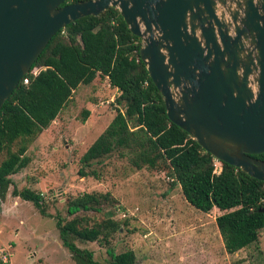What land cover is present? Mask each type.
Returning a JSON list of instances; mask_svg holds the SVG:
<instances>
[{"label":"trees","instance_id":"1","mask_svg":"<svg viewBox=\"0 0 264 264\" xmlns=\"http://www.w3.org/2000/svg\"><path fill=\"white\" fill-rule=\"evenodd\" d=\"M139 46L140 38L130 33L114 7L75 19L52 35L22 76L27 83L21 77L0 107V200L11 184L9 176L28 164V146L67 105L73 91L104 79L117 91L115 113L80 155L76 174L97 178L96 166L113 154L127 158L136 170H165L192 207L204 213L213 207L222 211L214 223L226 253L255 243L264 228L258 211L264 207V180L220 161V171L213 173L214 158L167 118L162 97L140 60ZM81 114L84 121L89 111ZM253 157L264 161V152ZM11 194L54 219L61 246L75 264H100L77 241L105 245L110 264H136L132 250L116 253L108 247L119 226L110 216L115 199L109 192L83 191L67 198L69 219L46 212L41 194L28 187H13ZM86 211L102 212L104 218L90 223L86 215L77 214Z\"/></svg>","mask_w":264,"mask_h":264},{"label":"water","instance_id":"2","mask_svg":"<svg viewBox=\"0 0 264 264\" xmlns=\"http://www.w3.org/2000/svg\"><path fill=\"white\" fill-rule=\"evenodd\" d=\"M0 0V107L59 29L108 7L167 118L215 160L264 180V0ZM263 213L264 207L258 209Z\"/></svg>","mask_w":264,"mask_h":264},{"label":"rangeland","instance_id":"3","mask_svg":"<svg viewBox=\"0 0 264 264\" xmlns=\"http://www.w3.org/2000/svg\"><path fill=\"white\" fill-rule=\"evenodd\" d=\"M116 95L104 79L79 85L28 146V164L9 176L11 184L0 200V253L8 254L0 264H75L61 246L54 219L12 195L13 187L39 192L45 211L64 219L71 217L65 212L67 198L83 191L109 192L115 199L110 216L119 226L108 247L116 253L132 250L136 264H264V228L255 243L226 253L214 223L222 211L213 207L204 213L192 207L165 170H136L127 158L113 154L96 166L97 178L76 174L80 155L113 117ZM83 109L89 111L84 121ZM77 214L90 223L104 218L102 212ZM76 244L91 250L100 264H110L105 245Z\"/></svg>","mask_w":264,"mask_h":264},{"label":"built area","instance_id":"4","mask_svg":"<svg viewBox=\"0 0 264 264\" xmlns=\"http://www.w3.org/2000/svg\"><path fill=\"white\" fill-rule=\"evenodd\" d=\"M22 83L23 84H26L27 83V77H22ZM214 161H215V163H214L213 173H218L220 171V166H219L217 160L214 159ZM0 255H1L0 260L2 262H6L7 261V255L8 254L7 253H4V252H1Z\"/></svg>","mask_w":264,"mask_h":264},{"label":"flooded vegetation","instance_id":"5","mask_svg":"<svg viewBox=\"0 0 264 264\" xmlns=\"http://www.w3.org/2000/svg\"><path fill=\"white\" fill-rule=\"evenodd\" d=\"M75 1H78V0H75ZM66 2H74V1L69 0V1H66Z\"/></svg>","mask_w":264,"mask_h":264},{"label":"crops","instance_id":"6","mask_svg":"<svg viewBox=\"0 0 264 264\" xmlns=\"http://www.w3.org/2000/svg\"><path fill=\"white\" fill-rule=\"evenodd\" d=\"M44 130V129H43Z\"/></svg>","mask_w":264,"mask_h":264}]
</instances>
